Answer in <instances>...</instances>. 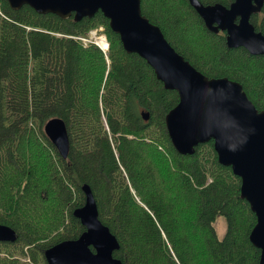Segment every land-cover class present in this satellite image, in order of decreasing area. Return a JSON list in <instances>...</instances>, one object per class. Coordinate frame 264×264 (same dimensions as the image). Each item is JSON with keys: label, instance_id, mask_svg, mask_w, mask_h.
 I'll list each match as a JSON object with an SVG mask.
<instances>
[{"label": "trees", "instance_id": "trees-1", "mask_svg": "<svg viewBox=\"0 0 264 264\" xmlns=\"http://www.w3.org/2000/svg\"><path fill=\"white\" fill-rule=\"evenodd\" d=\"M0 12V224L16 234L15 242H0V264H47L45 250L77 239L84 228L72 212L84 204L83 185L123 264H259L249 241L256 218L240 178L218 163L212 140L191 155L177 153L165 126L177 93L123 50L101 12L75 21L28 6L11 10L6 0ZM141 12L198 72L239 83L264 110V55L228 49L188 0H141ZM250 22L264 35V6ZM99 27L106 54L72 38ZM52 118L66 125V159L44 134Z\"/></svg>", "mask_w": 264, "mask_h": 264}, {"label": "water", "instance_id": "water-1", "mask_svg": "<svg viewBox=\"0 0 264 264\" xmlns=\"http://www.w3.org/2000/svg\"><path fill=\"white\" fill-rule=\"evenodd\" d=\"M11 10L28 6L37 14H52L75 21L101 12L127 54H136L149 65L167 90L175 91L178 103L165 116L173 148L191 155L195 148L213 141L218 163L240 178V196L255 215L250 243L260 251L264 264V110L258 111L239 83L227 78L209 79L190 65L167 42L160 28L141 12V0H6ZM189 5L212 33H225L228 49L244 48L250 55H264V35L250 22L260 13L264 0H233L229 7ZM144 121L149 113L142 112ZM47 139L62 159L69 151L66 125L52 118L43 126ZM84 204L73 210L84 232L74 240L55 244L44 252L47 264H123L113 256L119 249L116 237L99 220L98 208L88 185H83ZM15 231L0 224V242L13 243Z\"/></svg>", "mask_w": 264, "mask_h": 264}, {"label": "built area", "instance_id": "built-area-1", "mask_svg": "<svg viewBox=\"0 0 264 264\" xmlns=\"http://www.w3.org/2000/svg\"><path fill=\"white\" fill-rule=\"evenodd\" d=\"M0 15L2 16L1 12ZM104 29L103 27H99L97 29L94 30H90L86 33V35L80 36V37H72L74 40H77L78 42H80L81 44H83L84 46L89 45V44H93L95 46H97L104 54H106L107 50H108V43L106 40V37L104 34H100L103 33ZM98 39H103L105 45L107 46V50H103L99 45H98Z\"/></svg>", "mask_w": 264, "mask_h": 264}, {"label": "rangeland", "instance_id": "rangeland-1", "mask_svg": "<svg viewBox=\"0 0 264 264\" xmlns=\"http://www.w3.org/2000/svg\"><path fill=\"white\" fill-rule=\"evenodd\" d=\"M100 34H104V32L100 33ZM214 228H215L217 237L221 240L224 237L225 231H226V222H225V220L223 218H221V217L217 218L215 223H214Z\"/></svg>", "mask_w": 264, "mask_h": 264}, {"label": "bare ground", "instance_id": "bare-ground-1", "mask_svg": "<svg viewBox=\"0 0 264 264\" xmlns=\"http://www.w3.org/2000/svg\"><path fill=\"white\" fill-rule=\"evenodd\" d=\"M80 37V36H78ZM98 45L103 49V50H107V46L105 45L103 39H98Z\"/></svg>", "mask_w": 264, "mask_h": 264}, {"label": "flooded vegetation", "instance_id": "flooded-vegetation-1", "mask_svg": "<svg viewBox=\"0 0 264 264\" xmlns=\"http://www.w3.org/2000/svg\"><path fill=\"white\" fill-rule=\"evenodd\" d=\"M219 33H222V34H224L225 35V33L224 32H221V31H219L218 33H216V34H219Z\"/></svg>", "mask_w": 264, "mask_h": 264}]
</instances>
